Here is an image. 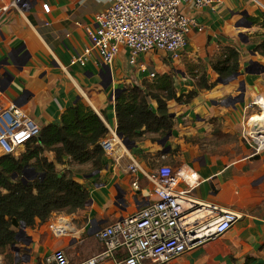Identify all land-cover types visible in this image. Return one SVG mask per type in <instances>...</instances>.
I'll return each instance as SVG.
<instances>
[{
    "label": "crops",
    "instance_id": "crops-1",
    "mask_svg": "<svg viewBox=\"0 0 264 264\" xmlns=\"http://www.w3.org/2000/svg\"><path fill=\"white\" fill-rule=\"evenodd\" d=\"M11 1L0 0V8ZM29 1L24 14L15 9L0 13V107L16 106L45 128L59 124L81 102L104 121L109 129L106 138H117L99 167L93 161L80 164L70 158L58 163L54 153L45 154L59 173L72 176L88 192V202L73 214L56 212L48 221L37 220L34 228H25L20 240L0 254V264H47L57 251L65 252L73 263L100 255L105 247L96 233L155 202L151 176L165 165L199 178L192 189L185 182L179 185L197 205L193 218L203 220L213 206L240 217L223 236L167 264H264V151L257 153L242 136L248 105L264 98V57L255 51L264 37V0H221L215 10L185 5L184 12L204 29L188 35L179 60L162 52L139 57L138 63L148 65L156 80L130 66L125 49L110 67L94 61L86 66L71 63L90 46L88 30L96 27V16L113 0ZM45 5L50 6L49 13ZM226 48L239 53V70L237 77L221 81L213 63ZM204 74L210 90L198 89ZM165 77L182 101L165 100L157 88ZM143 84L165 100L161 112L174 119L165 147L155 133L129 140L131 147L117 135L114 93ZM191 91L197 95L187 102L185 95ZM150 104L157 112V100ZM25 152L26 145L14 156ZM4 156L0 149V158ZM134 162L141 169L136 174L129 170ZM33 179L24 176L25 182ZM125 257L120 251L115 260L98 264H116Z\"/></svg>",
    "mask_w": 264,
    "mask_h": 264
},
{
    "label": "built area",
    "instance_id": "built-area-1",
    "mask_svg": "<svg viewBox=\"0 0 264 264\" xmlns=\"http://www.w3.org/2000/svg\"><path fill=\"white\" fill-rule=\"evenodd\" d=\"M221 0H113L106 11L96 16V27L88 30L90 46L72 58V64L86 66L90 61L110 67L125 49L129 53L130 66H138L142 74L151 80L157 75L148 65L138 63L139 57L153 52H162L173 61L181 59L192 31H203L196 18L184 12V6L193 4L197 9L215 10ZM11 9L26 13L29 0H12L0 8L5 14ZM44 9L50 12V6ZM115 98V93L113 95ZM261 100L248 105L246 127L242 136L257 153L264 151V119ZM257 117L256 121L253 119ZM42 127L16 106L0 107V149L4 155H15L28 141L39 138ZM114 139L105 138V152L114 150ZM169 169L167 174L163 169ZM136 174L141 169L134 162L129 167ZM151 178L156 183L154 194L157 200L133 215L121 219L96 233L104 244V251L91 259L73 263L65 252L57 251L46 259L47 264H98L105 259H114L120 251L126 257L116 264H167L205 242L226 234L240 219L233 211H223L213 206L203 220L193 218L196 203L188 191L180 190L185 182L190 189L196 187L199 178L192 172L176 171L171 166H162ZM135 188L138 183L135 182ZM53 228V226H52ZM59 234L60 231H55Z\"/></svg>",
    "mask_w": 264,
    "mask_h": 264
},
{
    "label": "trees",
    "instance_id": "trees-1",
    "mask_svg": "<svg viewBox=\"0 0 264 264\" xmlns=\"http://www.w3.org/2000/svg\"><path fill=\"white\" fill-rule=\"evenodd\" d=\"M255 51L264 57V37ZM239 56L235 49L226 48L222 58L213 63L214 70L222 79L232 77L239 70ZM157 88L164 93L165 100H183V96H177L168 77L158 83ZM210 88L204 74L199 79L198 89ZM196 95L197 91L185 95L187 102ZM151 99L158 102L157 112L151 107ZM165 100L146 84L122 90L115 100L118 134L129 140H136L144 133L164 138L174 127L171 115L161 112L166 106ZM108 134L109 129L100 116L77 102L59 124L42 128L39 138L28 141L26 152L19 158L14 155L0 158V254L16 242L17 230L22 224L34 228L37 220L46 222L56 212L73 214L88 202V192L72 176L59 173L45 154L54 153L58 163L70 158L80 164L93 161L99 167L105 156L102 141ZM25 169H33L37 177L25 182Z\"/></svg>",
    "mask_w": 264,
    "mask_h": 264
},
{
    "label": "water",
    "instance_id": "water-1",
    "mask_svg": "<svg viewBox=\"0 0 264 264\" xmlns=\"http://www.w3.org/2000/svg\"><path fill=\"white\" fill-rule=\"evenodd\" d=\"M104 69H107V68H104ZM237 76H238V74H235L233 78H235V77H237ZM221 81H224V80L222 79ZM121 91H122V90H117V91L115 92V99L117 98V95H118ZM117 135H118V137H119L120 139H122V141H123L124 144H126L128 147H131V146H130V143H131V142L129 141L128 138H124L122 134H117ZM171 136H172V132H170V133H169L168 135H166L163 139H161V140L159 141V144L162 145L163 147H165ZM168 151H169V149L166 148L165 151H164V153L166 154V153H168ZM24 174H25V177H27V178H31V177L36 178V177H37V173H36L33 169H25ZM25 228H26V226H25L24 224H22L21 229H20L19 233H18L17 236H16V240H20V238L24 235V229H25Z\"/></svg>",
    "mask_w": 264,
    "mask_h": 264
},
{
    "label": "bare ground",
    "instance_id": "bare-ground-1",
    "mask_svg": "<svg viewBox=\"0 0 264 264\" xmlns=\"http://www.w3.org/2000/svg\"><path fill=\"white\" fill-rule=\"evenodd\" d=\"M261 106H262V115H261V119H264V99H261ZM253 121H256V120H253ZM264 137V136H263Z\"/></svg>",
    "mask_w": 264,
    "mask_h": 264
},
{
    "label": "clouds",
    "instance_id": "clouds-1",
    "mask_svg": "<svg viewBox=\"0 0 264 264\" xmlns=\"http://www.w3.org/2000/svg\"><path fill=\"white\" fill-rule=\"evenodd\" d=\"M168 171H169V169H167V168L163 169V172L165 174H167ZM192 176H193V178H195L196 177V173H192Z\"/></svg>",
    "mask_w": 264,
    "mask_h": 264
},
{
    "label": "rangeland",
    "instance_id": "rangeland-1",
    "mask_svg": "<svg viewBox=\"0 0 264 264\" xmlns=\"http://www.w3.org/2000/svg\"><path fill=\"white\" fill-rule=\"evenodd\" d=\"M264 97V96H263ZM264 99V98H263ZM262 117L260 116L258 119H261ZM254 120H257V117L254 118Z\"/></svg>",
    "mask_w": 264,
    "mask_h": 264
}]
</instances>
